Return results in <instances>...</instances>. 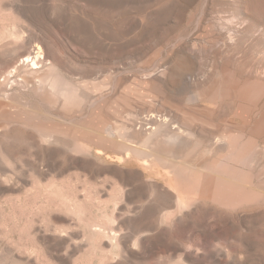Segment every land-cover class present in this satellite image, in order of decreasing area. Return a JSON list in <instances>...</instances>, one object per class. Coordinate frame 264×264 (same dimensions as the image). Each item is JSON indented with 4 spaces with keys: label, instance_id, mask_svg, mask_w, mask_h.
<instances>
[{
    "label": "rangeland",
    "instance_id": "obj_1",
    "mask_svg": "<svg viewBox=\"0 0 264 264\" xmlns=\"http://www.w3.org/2000/svg\"><path fill=\"white\" fill-rule=\"evenodd\" d=\"M15 28L75 93L30 97L69 119L66 143L38 141L32 156L24 129L0 143V264H264V0H0V45ZM150 113L170 117L195 179L116 148H144Z\"/></svg>",
    "mask_w": 264,
    "mask_h": 264
},
{
    "label": "bare ground",
    "instance_id": "obj_2",
    "mask_svg": "<svg viewBox=\"0 0 264 264\" xmlns=\"http://www.w3.org/2000/svg\"><path fill=\"white\" fill-rule=\"evenodd\" d=\"M22 30L13 29L9 35L12 40L0 45V143L4 139L21 136L24 129L26 130L24 136L28 142L30 153L32 156H36L38 141L41 144H64L66 141L62 137L69 136V133L62 135L59 131L62 128L70 130L72 127L66 117H63L62 121L59 122L50 116L41 115L30 97L34 96L36 99L46 102H49L50 97H54L59 104L69 105L75 90L66 82L62 68L56 66L46 46L40 41L34 39L31 41L28 36L24 35L26 34L25 31ZM26 45L28 48H24ZM142 121L139 122L137 126L139 129L137 130L146 136L143 140L144 148L140 149L127 140L119 142L116 148L125 153L126 157L135 154L139 160L150 158L152 161L160 162L166 168H171L172 172H178L195 179L199 166L192 161H179L178 152L173 150V145L179 143L181 136L173 130L176 127H170V117L150 113L145 115ZM81 128L90 129L88 125L84 124H81ZM114 130L115 133H118L123 128L115 127ZM80 134L81 132L75 129V133L72 135L74 143L70 145V148L81 149L83 145L77 143V136ZM95 134L99 137L93 138V140L112 143L111 140L114 139L113 135L104 129L97 130L95 128L90 135ZM223 141L215 139L213 143L217 144ZM154 142L169 144L172 146V150L165 148L164 152L158 154L152 145ZM228 145L235 152V146L232 143ZM96 154L104 155L116 162L121 160L120 156L105 154L102 150H97ZM210 165L213 164L208 162L207 166L202 167L207 177L212 176ZM29 166L30 172L33 174L35 171L34 164H29ZM5 171H7L6 167L3 164L0 165V172L4 174ZM164 178L169 180L171 186L175 185L174 176L166 174ZM219 180L229 182L227 176L219 177ZM261 196L262 194L258 193L254 199L261 200ZM224 197L230 198L228 195L220 198L223 199ZM236 200L240 201L241 196ZM175 204L179 211L187 207L180 196H177Z\"/></svg>",
    "mask_w": 264,
    "mask_h": 264
}]
</instances>
